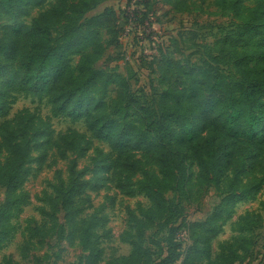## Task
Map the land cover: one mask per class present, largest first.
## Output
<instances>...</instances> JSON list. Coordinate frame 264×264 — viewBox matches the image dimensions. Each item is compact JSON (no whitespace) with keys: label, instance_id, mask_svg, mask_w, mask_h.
<instances>
[{"label":"trees","instance_id":"trees-1","mask_svg":"<svg viewBox=\"0 0 264 264\" xmlns=\"http://www.w3.org/2000/svg\"><path fill=\"white\" fill-rule=\"evenodd\" d=\"M102 1L55 0L49 9L32 19L29 28L22 30L24 41L29 44L27 54L20 67L10 69L5 74L7 80L0 81V115H4L13 102V92L48 97L57 115L66 113L71 106V112L77 114L85 105L104 112L108 91L113 90L115 96L109 101V109L112 114L124 119L129 115L139 122L143 132L135 135L145 150L154 147L155 150L149 152L151 156L156 153V145L171 143L191 149L197 167L196 184L212 186L220 196L205 219L187 224L185 234L190 243L181 255V264H234L243 260L253 245L249 234L264 216L250 212L240 215L234 226L236 234L218 244L219 252L214 258L211 257L212 240L223 231L236 204L248 198L259 185L257 180L244 181L239 168L229 170L228 166L242 144L255 150L264 148V0H254L255 4L250 7H242L236 0L219 1L222 13L231 12L240 23L218 39L214 49L233 58L232 65L242 80L230 82L202 65L187 67L175 59H160L157 70L162 91L157 98L159 114L156 118L132 95L128 78L118 72L94 68L104 52L98 28L107 25L117 46L121 44L124 30L119 15L111 7L85 17ZM141 1L143 8H147L149 0ZM162 1L177 11L188 10L180 0ZM44 2L46 0H0V12L25 15L27 7ZM133 13L136 16L140 13V22L149 14L147 9L133 10ZM63 20V38L53 44V29ZM19 28L13 31L18 33ZM7 48V42L0 38V54ZM72 56H78L74 67L70 63ZM3 75L0 67V78ZM190 117L194 124L190 123ZM86 118L88 129L98 139L108 142L113 151L120 154L130 148L132 135L119 123L106 120L100 114L95 117L90 110ZM200 120L210 129L205 137L198 134ZM13 136L12 133L6 135L3 147L7 157L0 159V186L4 189L0 204V250L17 229L13 218L28 203L23 184L30 174L31 150L27 142H11L9 138ZM1 148L0 145V153ZM157 164V172L144 176L139 183L149 205L132 220L130 252L108 259L106 264H150L144 247L145 231L167 215L165 194L173 188L184 193L192 181L191 166L177 148L158 155ZM82 186L72 173L55 185L49 198L51 226L48 229L55 227L56 212L63 211L68 241L77 242L86 252L84 264H97L103 250L96 224L93 218H79L80 210L74 202ZM262 209L264 212V202ZM36 233L45 237L47 231L38 229ZM175 237L177 239L178 234ZM179 257V253L168 252L154 264H173Z\"/></svg>","mask_w":264,"mask_h":264},{"label":"rangeland","instance_id":"rangeland-1","mask_svg":"<svg viewBox=\"0 0 264 264\" xmlns=\"http://www.w3.org/2000/svg\"><path fill=\"white\" fill-rule=\"evenodd\" d=\"M54 1L46 0L43 4L27 7L25 15L11 16L0 12V38L8 44L5 52L0 54V67L4 73L0 81L7 80L5 74L10 69L17 70L26 57L29 44L24 41L22 30L29 28L32 19L49 9ZM180 1L188 6V10L177 11L162 0H149L147 8H143L149 12L148 17L140 24L137 22L138 26L135 21L126 24V13L137 6L132 2L128 4V0H104L85 14L88 18L111 7L119 15L122 25L125 24L120 46L113 43L107 25L98 28L104 52L94 63V68L118 72L128 78L132 95L150 110L153 118L159 114L157 98L162 91L157 70L160 59H175L187 67L202 65L230 82L242 80L232 65L233 58L214 49L215 42L240 22L231 12L222 13L220 0ZM236 1L242 7L255 4L254 0ZM64 25L65 20L53 29V44L62 40ZM16 27H20L18 33L13 31ZM77 61L78 56L70 59L73 67ZM65 93H69L67 87ZM12 96L13 102L6 113L0 115V159L7 157L3 145L8 133L14 135L9 138L11 142L29 144L32 159L30 174L23 184L28 203L13 218L17 229L0 250V264L5 261L12 264H84L86 252L77 242L70 243L66 237L63 211L56 212L55 227L48 229L51 226L49 198L55 185L65 181L71 173L83 184L74 197L80 210L79 218H93L96 224L103 250L101 261L97 264H106L108 259L128 254L133 234L132 220L149 205L139 189V183L144 176L157 172L158 155L176 148L191 166L192 181L184 193L173 188L165 194L169 211L145 231L144 247L150 264L162 259L168 252L179 253V259L173 264H181V255L190 243L185 234L187 224L205 219L220 200L212 186L196 184L197 167L191 149L171 143L156 145V153L151 156L149 152L154 151V147L145 150L138 141V135H135L136 132H143L139 122L129 115L124 119L112 114L109 109V101L115 96L113 90L108 91L104 112L88 109L85 105L77 114L71 112L73 106L66 113L54 114L52 103L46 96L38 98L23 91L13 92ZM93 97L98 99L96 95ZM89 110L95 117L100 114L129 131L132 135L130 148L118 154L108 142L98 139L87 127L86 114ZM189 121L194 124L191 117ZM197 124L200 136L210 133L202 120ZM228 168H239L244 181L257 180L259 185L248 198L236 204L223 231L212 240V258L219 252L218 244L236 234L234 226L240 215L250 212L264 216V148L255 150L242 144ZM3 199L4 189L0 186V204ZM38 229L47 231L45 237L37 235ZM249 236L253 240L252 247L243 260L234 264H264V219Z\"/></svg>","mask_w":264,"mask_h":264},{"label":"built area","instance_id":"built-area-1","mask_svg":"<svg viewBox=\"0 0 264 264\" xmlns=\"http://www.w3.org/2000/svg\"><path fill=\"white\" fill-rule=\"evenodd\" d=\"M136 4L137 6H135V8H133L129 13L127 12L126 13V18H127V21H126V24L131 21H135L136 22V26L137 25V22L138 24H140L141 22L138 20V18H140V13H137V16L133 13V10H137V11H140V10H143V4H142V1L141 0H136L133 2V0H128V4ZM139 6H141L140 8H138ZM120 18V17H119ZM123 32L125 31V24H123ZM123 34V33H122ZM122 36V35H121ZM123 61H124V57H123Z\"/></svg>","mask_w":264,"mask_h":264}]
</instances>
